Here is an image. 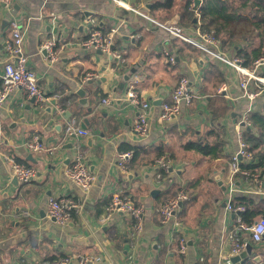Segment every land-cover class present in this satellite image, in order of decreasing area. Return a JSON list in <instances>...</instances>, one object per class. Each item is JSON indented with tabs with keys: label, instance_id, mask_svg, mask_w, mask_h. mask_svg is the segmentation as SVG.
Wrapping results in <instances>:
<instances>
[{
	"label": "crops",
	"instance_id": "crops-1",
	"mask_svg": "<svg viewBox=\"0 0 264 264\" xmlns=\"http://www.w3.org/2000/svg\"><path fill=\"white\" fill-rule=\"evenodd\" d=\"M122 1L124 5L115 0H14L11 8L0 5V85L10 20L16 18L25 32L29 66L48 96L40 104L16 88L1 107L0 264H42L52 257H70L68 264H81L79 258L85 255L101 258L88 264H234L235 213L227 209L229 197L251 196L257 205L264 201L260 170H251L249 176L230 173V158L238 148V126L251 110L264 114V91L250 101L231 64L149 18L178 26L184 35L197 38V7L203 0L198 6L196 0ZM191 12L196 15L192 22ZM97 28L118 29L114 49L125 61L82 44ZM48 40L55 41L54 61L44 51ZM236 47L222 42L216 50L234 58ZM167 52L175 61H170ZM137 63L141 64L138 71L126 81L125 75ZM90 73L95 76L88 78ZM184 75L196 92L193 103L170 120L159 119L162 102ZM131 83L153 103L146 135L134 129L140 107L128 97ZM80 88L86 90L85 102L78 94ZM106 98L112 103H105ZM85 119L89 120L86 128L82 127ZM72 120L87 133H67ZM245 125L241 123L243 130ZM217 132L225 145L221 157L185 148L197 139L216 142ZM35 137L46 150L29 148ZM77 150L84 153L95 175L88 191L67 174ZM124 150L137 152L127 171L117 164L118 152ZM160 152L171 164L163 177L156 164ZM12 158L36 169L32 180L16 182ZM170 186L174 193H165ZM182 188L189 200L174 219L164 223L160 206ZM116 194H129L136 204L145 206L141 233H134L135 220L125 211H116L102 222ZM49 196H71L79 204L67 223L49 217ZM241 236L253 246V253L241 263L264 264V238L252 243L251 233L243 229ZM183 237L186 252L181 251Z\"/></svg>",
	"mask_w": 264,
	"mask_h": 264
},
{
	"label": "built area",
	"instance_id": "built-area-1",
	"mask_svg": "<svg viewBox=\"0 0 264 264\" xmlns=\"http://www.w3.org/2000/svg\"><path fill=\"white\" fill-rule=\"evenodd\" d=\"M120 4H125L122 0H115ZM14 0H0V5H5L9 8L12 7ZM130 9H134L129 6ZM136 10V9H134ZM138 11V10H137ZM151 20L158 25L169 30L175 36H178L200 49L220 58L221 60L231 64L238 72L239 84L243 90L244 96L250 101L257 99L259 95L264 91V75L260 73V68L264 65V56L256 59L251 67L244 64V59L241 57L228 58L219 53L216 48L220 47L222 41L221 38L213 34L212 32L203 31L200 28L197 30V38H193L184 35L178 26H170L163 22H159L150 17ZM117 28H113L109 32H104L101 29H94L90 34L82 41V44L88 48L99 49L104 53L111 54L118 61H125L124 55L114 49V38L117 32ZM44 47L49 53V58L54 61L57 59L54 47L55 41L48 40L44 44ZM6 52L7 61L4 66L3 73L1 75L0 85V118L1 107L4 104L6 98L10 92L16 88H21L30 97H35V101L42 104L48 99V96L43 88L38 83L37 75L32 71L29 66V55L25 48V32L20 21L16 18L10 20V36L6 40ZM170 61H175V56L170 55L167 52ZM94 73H90L88 78H93ZM196 96V92L192 85L191 79L184 75L182 76L176 86L171 91L170 97L164 100L159 110V119L167 121L178 115L185 105L193 103ZM128 97L131 102L140 107L139 113L134 123L135 131L140 135H146L150 128V114L153 107V103L144 97L138 91L136 84L131 83L128 89ZM104 102L111 104L112 101L109 98L104 99ZM249 114L246 113L238 126L237 130V142L238 148L232 154V160L230 163L231 175L239 173L250 175L251 169L243 168L242 163H249L255 160L253 151L250 150V145L244 137L243 127L241 123L248 122ZM77 132L81 135H85L87 130L76 126L75 120L69 122L67 127V133L71 134ZM29 148L32 151L46 150V146L42 140L35 137L29 142ZM117 164L123 171H127L133 158V150H124L118 152ZM12 160V168L17 175L20 182H27L31 177L36 174V169L31 166H27L14 158ZM158 170H169L171 167L170 161L165 157H160L156 160ZM68 177L79 185L83 190H90L95 181V175L90 169L88 163L85 160L84 153L81 150H77L74 153L73 160L70 167L67 170ZM161 176V172H159ZM258 180V179H257ZM232 193L234 191L233 183L230 188ZM190 198L187 191L182 188L179 192L167 199L159 208V212L164 223L174 219L176 213L182 208V204L188 201ZM79 204L71 196H49L48 198V215L51 218H55L60 224L67 223L73 212L78 208ZM227 209L235 213L234 224L235 228L231 234L233 243V254H240L247 248L248 241L241 236L242 229H246L251 233V239L259 242L264 238V216L254 221L251 225L247 226L244 223L243 215L241 212L246 210L245 204H235L233 196L230 195ZM125 211L135 220L134 233L139 234L144 229L143 216L145 213V206L143 204H136L133 198L129 194H116L111 203L107 207L106 215L103 216L102 222L108 221L114 212ZM181 251L186 252L187 241L186 238L180 239ZM101 258L98 256L85 255L79 258L81 264H88L95 260L99 261ZM71 262L70 257H61L54 260H45L42 264H68ZM237 264H242L241 262Z\"/></svg>",
	"mask_w": 264,
	"mask_h": 264
},
{
	"label": "trees",
	"instance_id": "trees-1",
	"mask_svg": "<svg viewBox=\"0 0 264 264\" xmlns=\"http://www.w3.org/2000/svg\"><path fill=\"white\" fill-rule=\"evenodd\" d=\"M235 1L237 0H203L197 7L200 12L199 25L201 30L212 32L220 37L224 44H229L231 47L237 46L235 57L243 58L244 64L251 67L256 59L264 56V0H238L239 4L237 5ZM191 3L189 1L187 7ZM195 16L191 12L190 22L194 20ZM241 23L247 24L249 28L246 31L237 29ZM249 34L252 36L249 37ZM256 37L259 42L253 41ZM262 73L264 74V71ZM219 102L224 103L222 99ZM214 130L212 128V131ZM243 133L250 145V150L254 153L255 160L247 164L242 163V167L260 170L261 175H264V114L261 111L251 110L249 112V119L244 126ZM216 136L219 137L220 133L217 132ZM185 148L211 158H219L223 155L225 145L223 138L219 137V140L213 143L202 139L190 141L185 144ZM136 155L137 152L134 151V158ZM163 155L164 152H160L158 157ZM231 160L232 156L230 162ZM159 172L163 177L169 173V170L161 169ZM172 190L173 186H170L165 190V193L173 194ZM234 203L246 205V210L241 214L247 226L254 222L256 216L264 215V201L257 205L254 197L237 195L234 197ZM252 243H256V241L252 240ZM54 259L57 258H51V260Z\"/></svg>",
	"mask_w": 264,
	"mask_h": 264
},
{
	"label": "water",
	"instance_id": "water-1",
	"mask_svg": "<svg viewBox=\"0 0 264 264\" xmlns=\"http://www.w3.org/2000/svg\"><path fill=\"white\" fill-rule=\"evenodd\" d=\"M200 1H201V0H196V5H197V6L200 4ZM2 5H3V4H2ZM44 51L46 52L47 50H44ZM141 62H143V60H141ZM140 66H141L140 63L135 64V66L131 69V72H130L129 74H126V75H125V80H126V81L129 80L130 77H131V74L137 72V71H138V68H139ZM124 84H125L124 82L121 84V87H122V88L124 87ZM78 94L82 97V99H81L82 102H85V101H86V90H85L84 88H80V89L78 90ZM32 101H35V97H32ZM68 113H69V116H70L71 113H70V112H68ZM88 124H89V120H88V119H85V120L82 122V127L86 128ZM245 124H246V122L243 121V122H242V125H245ZM73 135H75V134H73ZM69 147H72V145L69 144ZM31 159H32V157H31ZM40 173H41V172H38L39 175H40ZM15 180H16V182L18 181V177H17V176L15 177ZM30 180H32V178H30ZM155 193H156V190L153 192V194H155ZM54 219H55V218H54ZM252 253H253V246H252L251 243H248V244H247V248H246L245 250H243L242 252H240V254H237V255L233 256L232 259H231V261H232L234 264H237V263L241 262L242 259L248 257V256L251 255ZM256 259H257L258 261H260V260H261V257H260V256H257Z\"/></svg>",
	"mask_w": 264,
	"mask_h": 264
},
{
	"label": "rangeland",
	"instance_id": "rangeland-1",
	"mask_svg": "<svg viewBox=\"0 0 264 264\" xmlns=\"http://www.w3.org/2000/svg\"><path fill=\"white\" fill-rule=\"evenodd\" d=\"M240 29V30H244V31H246L249 27H248V25L247 24H243V23H241V24H239L238 26H237V29ZM252 33H254L252 30H250ZM252 35L251 34H249V37H251ZM253 41H255V42H259V39L256 37ZM233 58V57H232ZM264 67V66H263ZM263 67H262V69H263ZM244 231L245 232H247L248 230H246V229H244Z\"/></svg>",
	"mask_w": 264,
	"mask_h": 264
}]
</instances>
